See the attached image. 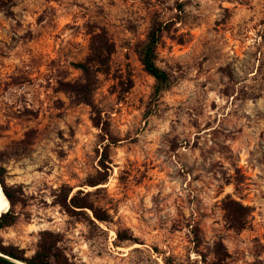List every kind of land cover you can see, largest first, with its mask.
<instances>
[{"label":"rangeland","instance_id":"obj_1","mask_svg":"<svg viewBox=\"0 0 264 264\" xmlns=\"http://www.w3.org/2000/svg\"><path fill=\"white\" fill-rule=\"evenodd\" d=\"M155 21L173 78L159 95L138 52ZM101 40L90 104L76 64ZM245 146L264 161V0H0V165L18 214L6 244L32 255L48 231L74 264H264ZM63 185L110 220L66 212ZM227 195L251 207L242 229ZM118 231L131 239L116 245Z\"/></svg>","mask_w":264,"mask_h":264},{"label":"trees","instance_id":"obj_2","mask_svg":"<svg viewBox=\"0 0 264 264\" xmlns=\"http://www.w3.org/2000/svg\"><path fill=\"white\" fill-rule=\"evenodd\" d=\"M162 22L155 21L147 35V38L139 46V55L144 70L153 76L156 80L155 92L157 95L170 88L173 84V78L171 73L166 69L158 65V46L161 40L162 32L166 28ZM111 47L107 42L102 40L98 45L93 47L92 55H90L85 61L76 64L84 74L85 81L78 84L77 91H82L86 94L84 101L91 104L90 94L92 90L93 80V63L99 65L101 72H106L109 66ZM107 156V145L104 150V158ZM101 164L104 168H107L104 159L101 160ZM8 170L4 166L0 165V184L2 189L10 201V207L7 211L2 212L0 216V232L7 229L17 223L18 214L14 211L16 201L14 198V191L7 185ZM109 174L106 172L103 176L91 179L88 184L90 186H98L104 184L108 180ZM73 189L63 185L57 195V203L68 213H77L86 215L87 219L92 225H97L96 220L101 222H108L109 215L97 208L94 203L89 201L82 189H79L75 193H72ZM223 203L225 204V210L227 217L229 218L231 225L236 229H242L245 227L246 215L251 210L250 206L244 205L241 201L232 198L227 195ZM90 209L93 213V219L86 211ZM131 237H123L121 232H117L116 245L121 244L126 240H130ZM198 238V244H199ZM61 238L58 235H54L50 232H44L38 243L37 249L34 254L26 255L24 249H21L13 244H6L5 241L0 238V264H74L70 261L69 257L65 253L64 249L59 245ZM218 253L221 254V243H218ZM167 264H172L170 258H166ZM191 264H198L193 262Z\"/></svg>","mask_w":264,"mask_h":264},{"label":"crops","instance_id":"obj_3","mask_svg":"<svg viewBox=\"0 0 264 264\" xmlns=\"http://www.w3.org/2000/svg\"><path fill=\"white\" fill-rule=\"evenodd\" d=\"M250 131L245 130V136L249 135ZM244 155H250V157L244 159V171L250 177V180L257 182V186L264 188V161L258 158V156H254V154L260 153L257 147H255L252 151L250 147H243Z\"/></svg>","mask_w":264,"mask_h":264},{"label":"bare ground","instance_id":"obj_4","mask_svg":"<svg viewBox=\"0 0 264 264\" xmlns=\"http://www.w3.org/2000/svg\"><path fill=\"white\" fill-rule=\"evenodd\" d=\"M9 207H10V201L7 198V196L5 195V193L2 189V186L0 184V214L3 211H7L9 209Z\"/></svg>","mask_w":264,"mask_h":264},{"label":"water","instance_id":"obj_5","mask_svg":"<svg viewBox=\"0 0 264 264\" xmlns=\"http://www.w3.org/2000/svg\"><path fill=\"white\" fill-rule=\"evenodd\" d=\"M4 212V211H3ZM2 214V213H1ZM1 214H0V216H1Z\"/></svg>","mask_w":264,"mask_h":264}]
</instances>
